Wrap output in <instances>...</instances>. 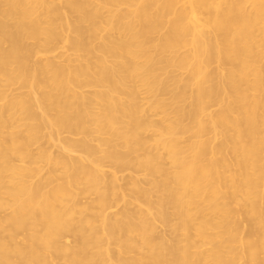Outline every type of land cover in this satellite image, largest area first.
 <instances>
[{
  "label": "bare ground",
  "instance_id": "obj_1",
  "mask_svg": "<svg viewBox=\"0 0 264 264\" xmlns=\"http://www.w3.org/2000/svg\"><path fill=\"white\" fill-rule=\"evenodd\" d=\"M0 264H264V0H0Z\"/></svg>",
  "mask_w": 264,
  "mask_h": 264
},
{
  "label": "rangeland",
  "instance_id": "obj_2",
  "mask_svg": "<svg viewBox=\"0 0 264 264\" xmlns=\"http://www.w3.org/2000/svg\"><path fill=\"white\" fill-rule=\"evenodd\" d=\"M108 170V169H107ZM118 208H115V207H113V208H111L110 209V212H114V211H116Z\"/></svg>",
  "mask_w": 264,
  "mask_h": 264
}]
</instances>
